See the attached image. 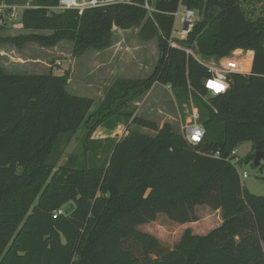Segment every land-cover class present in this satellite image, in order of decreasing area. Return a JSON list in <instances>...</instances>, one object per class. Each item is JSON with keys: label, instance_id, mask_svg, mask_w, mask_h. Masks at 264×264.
Here are the masks:
<instances>
[{"label": "trees", "instance_id": "trees-1", "mask_svg": "<svg viewBox=\"0 0 264 264\" xmlns=\"http://www.w3.org/2000/svg\"><path fill=\"white\" fill-rule=\"evenodd\" d=\"M58 3L34 0L23 18L25 30L52 35L13 41L55 46L69 40L80 58L111 48L116 29H138L143 41L158 40L160 59L148 79L117 80L94 112L92 99L68 91L69 71L0 70V264H264V196L243 186L230 159L250 142L246 162L255 166L257 153L264 161V15L251 21L243 7L257 3L264 12V0H156L152 17L142 0L82 14L49 11ZM180 4L200 19L186 39L175 41L180 47H171ZM237 50L254 53L251 73L233 74L226 94L203 102L210 75L191 52L220 60ZM155 83L171 87L182 104L195 101L206 130L200 145L170 125L160 129L136 118L134 124L157 136L130 132L114 141L101 164L71 156L58 167L63 138L68 144L83 124L87 138L108 118L129 120L133 113L124 108ZM68 202L73 211L54 219ZM199 206L222 213V225L206 236L186 230L170 249L139 230L159 215L179 225L198 222Z\"/></svg>", "mask_w": 264, "mask_h": 264}, {"label": "rangeland", "instance_id": "rangeland-1", "mask_svg": "<svg viewBox=\"0 0 264 264\" xmlns=\"http://www.w3.org/2000/svg\"><path fill=\"white\" fill-rule=\"evenodd\" d=\"M14 2L33 8L35 5L34 0H14ZM243 7L251 21L264 15L261 6L257 3H244ZM178 27L180 28V24ZM52 34L51 31L25 29L17 32L0 31V70L9 75L57 76L69 71L68 91L75 96L92 99L93 112L105 100L117 80L148 79L159 63L158 40L143 41L138 29L128 31L116 29L111 48L104 51H90L80 58L73 57L74 43L69 40H63L55 46H45L35 40L23 43L13 41L14 38L30 35L47 37ZM191 53L202 63L219 61L204 59L194 52ZM239 54L238 51H234L230 56L236 55V58L241 60ZM200 98L208 103L210 95H200ZM193 108L199 111L192 98L189 104H182L175 91L168 86L155 83L151 90L124 108L123 112L133 113L129 120L125 116L108 118L87 138H85L86 124H83L68 144L67 138H63L57 146V150L62 151L58 167L64 165L71 156L76 157L78 162L86 160L89 164H101L110 155L114 141L123 140L130 132L157 136V132L134 124L136 118L155 122L160 129L166 124L170 125L174 133L185 139L184 127L190 122ZM200 120L199 111L198 123L203 126ZM252 149L250 142L238 145L236 151L241 162L236 164V168L243 186L256 196H264V161L261 167L246 162ZM244 174L247 175L246 178L243 177ZM73 209V202L66 203L62 208L64 215L70 214ZM143 230L157 237L166 248L170 249L178 245L184 232L179 224L169 221L165 216H160L154 224L144 227Z\"/></svg>", "mask_w": 264, "mask_h": 264}, {"label": "built area", "instance_id": "built-area-1", "mask_svg": "<svg viewBox=\"0 0 264 264\" xmlns=\"http://www.w3.org/2000/svg\"><path fill=\"white\" fill-rule=\"evenodd\" d=\"M135 2L136 0H59L58 5L51 8V10L53 12L77 10L82 14L85 10L91 8H105L118 4L135 5ZM155 3L156 0H142V8L146 10L148 16L152 17L153 13L156 12ZM30 7L29 5L25 6L9 0H0V30L23 31L25 29L24 14L27 10L33 8ZM173 17L175 23L171 34L170 45L171 47H180L175 41L186 39L193 31L200 18L197 11L188 9L182 4L179 5ZM179 24L180 28L178 27ZM188 52L190 53V51ZM238 57L241 60H238L235 55L222 58L217 62L204 63L210 75V78L205 81L204 87L208 91L210 98L227 93L230 88L231 76L233 74L248 75L251 73L250 70H245V62L248 59V53L241 52ZM168 88L170 89L171 87L168 86ZM198 119L199 111L193 108L190 122L184 127L185 140L193 146L200 145L206 135V130L198 123ZM230 159L235 166L241 162V159L237 156L236 150L231 154ZM246 176V174L243 175L244 178H246ZM62 215H64V213L61 209L53 214V218L57 219V217Z\"/></svg>", "mask_w": 264, "mask_h": 264}, {"label": "crops", "instance_id": "crops-1", "mask_svg": "<svg viewBox=\"0 0 264 264\" xmlns=\"http://www.w3.org/2000/svg\"><path fill=\"white\" fill-rule=\"evenodd\" d=\"M237 51L239 53H241V52H243V53L247 52L248 53V58H251V61H252L251 69H250V71H251L252 70V65H253L254 53L251 52V51H242V50H237ZM197 214H198V217H199V221L198 222L191 223V224L180 225V227H182L183 231H184L183 235H184L186 230H190L192 232V234L195 235V236H206L211 231L219 228L222 225V213H221V210L213 211L207 206H199L197 208ZM160 216H164V215H159L157 220L159 219ZM155 222L140 226L139 230H141L143 232H146L145 230H143V228L146 227V226H149L151 224H154ZM148 234H151V233H148ZM181 239H182V237H181ZM181 239H180V241H181Z\"/></svg>", "mask_w": 264, "mask_h": 264}, {"label": "water", "instance_id": "water-1", "mask_svg": "<svg viewBox=\"0 0 264 264\" xmlns=\"http://www.w3.org/2000/svg\"><path fill=\"white\" fill-rule=\"evenodd\" d=\"M262 160H263V154L257 153L256 158H255V162H254L255 166L260 167V165L262 164Z\"/></svg>", "mask_w": 264, "mask_h": 264}, {"label": "bare ground", "instance_id": "bare-ground-1", "mask_svg": "<svg viewBox=\"0 0 264 264\" xmlns=\"http://www.w3.org/2000/svg\"><path fill=\"white\" fill-rule=\"evenodd\" d=\"M251 63H252L251 58H248L245 62L246 71H249L251 69Z\"/></svg>", "mask_w": 264, "mask_h": 264}, {"label": "snow or ice", "instance_id": "snow-or-ice-1", "mask_svg": "<svg viewBox=\"0 0 264 264\" xmlns=\"http://www.w3.org/2000/svg\"><path fill=\"white\" fill-rule=\"evenodd\" d=\"M215 87V86H214Z\"/></svg>", "mask_w": 264, "mask_h": 264}]
</instances>
